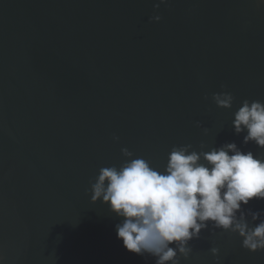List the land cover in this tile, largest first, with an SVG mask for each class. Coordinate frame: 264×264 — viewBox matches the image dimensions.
<instances>
[{
    "label": "water",
    "instance_id": "95a60500",
    "mask_svg": "<svg viewBox=\"0 0 264 264\" xmlns=\"http://www.w3.org/2000/svg\"><path fill=\"white\" fill-rule=\"evenodd\" d=\"M158 3L0 0V264H155L90 199L122 148L161 171L189 144L264 158L232 128L244 100L264 103V0ZM222 91L230 109L211 99ZM242 210L264 219V200ZM189 243L179 264H264V250L211 226Z\"/></svg>",
    "mask_w": 264,
    "mask_h": 264
},
{
    "label": "clouds",
    "instance_id": "9594fccd",
    "mask_svg": "<svg viewBox=\"0 0 264 264\" xmlns=\"http://www.w3.org/2000/svg\"><path fill=\"white\" fill-rule=\"evenodd\" d=\"M165 3L159 0L154 11ZM211 99L222 109L233 103L231 93L223 91ZM232 128L236 135L246 133L243 144L264 148V103L244 100L234 113ZM204 147L202 143L199 152L190 144L173 147L163 171L122 148L125 160L118 168L99 170L91 183V202L99 201L121 219L116 238L127 252L150 256L155 264H179L178 257L188 259L192 251L189 242L209 226L237 234L250 253L264 250L261 213L242 210L253 200H264V158L243 152L235 142L209 151ZM210 253L216 257L218 249L213 247Z\"/></svg>",
    "mask_w": 264,
    "mask_h": 264
}]
</instances>
